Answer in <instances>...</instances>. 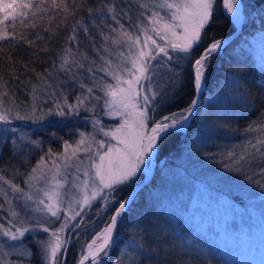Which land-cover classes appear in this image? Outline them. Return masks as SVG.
Masks as SVG:
<instances>
[{
    "label": "snow or ice",
    "instance_id": "snow-or-ice-1",
    "mask_svg": "<svg viewBox=\"0 0 264 264\" xmlns=\"http://www.w3.org/2000/svg\"><path fill=\"white\" fill-rule=\"evenodd\" d=\"M221 15L233 35L257 21L264 32V0H0V264H187L191 241L136 213L142 200L164 206L181 136L230 189L264 193V109L256 121L237 114L264 99V71L257 95L246 43L226 46L214 31ZM221 59L231 62L222 100L206 95ZM238 119L240 143L194 151Z\"/></svg>",
    "mask_w": 264,
    "mask_h": 264
},
{
    "label": "trees",
    "instance_id": "trees-1",
    "mask_svg": "<svg viewBox=\"0 0 264 264\" xmlns=\"http://www.w3.org/2000/svg\"><path fill=\"white\" fill-rule=\"evenodd\" d=\"M94 2L98 4L99 0H94ZM17 29L18 31L21 30L22 26L17 24ZM214 31L218 37H224L231 33L227 27V21L223 15H221L219 20L217 21V25L214 28ZM64 35H66V33L62 34V37L60 38L61 42H63ZM237 37H240V42L246 43L241 45V48H244L246 51V55L242 56L241 58H248V62L252 71L247 74V80L249 81L250 87L252 88L253 92L259 95V89L256 87L255 81L259 77L260 72L264 71V56L261 57V61L260 58H256L253 55V46L256 45L259 49L261 46H263L262 44L264 41V32H261L259 21H257L255 28L249 26L244 31L243 36L239 34ZM237 37L232 39V41L226 44V46L232 44L233 41H237ZM253 37H255L254 40ZM45 46L47 45L44 43L40 44V47ZM239 46L240 43L238 42L235 47ZM7 50L8 47L5 46V51ZM13 55L16 56L17 60H20L21 58H23L24 60L28 59V53L25 50H18L14 52ZM230 66L231 62L224 59L218 60L216 62V65L209 77L206 95L216 93V95L219 96L221 100L223 99V97L220 96L219 90L221 88H224V78L229 76ZM5 71L7 70L5 69ZM224 91H227V88H224ZM189 98L190 97H185L182 101H180V103H186ZM17 102H25V93L23 90L17 93ZM236 103L244 105L246 101L242 96L239 100L236 101ZM262 109H264V99L257 98L255 99V102L250 107H248L247 112L237 110V114L249 117L253 121H256L261 118ZM249 114L251 115L249 116ZM199 118V115H197L196 117H194V120H198ZM246 123L247 121L245 119L233 120L232 127L234 129H238V131L226 136H221L219 139L214 138L211 141L205 140L203 142H198L199 147L194 149V151L210 150L213 152H217L218 150L222 151L227 147H231L234 144L240 143L242 140V131ZM54 130L59 131L57 127L54 128ZM188 135L192 136V132L189 131ZM184 139V136H181L178 141H174L171 145H169V150L172 153V157L169 159L168 163L173 166L172 171L178 172L180 176L178 178L177 183L175 185H169L167 192L164 194L166 197L164 199V206L154 205L152 203L145 204L142 200L140 205L136 208V213H143L149 217L155 215L157 217H161L162 220L171 221L176 230L180 232L185 244L188 241H191V246L184 248V251L190 253L191 257H185L187 264H200L201 260H203L205 264H207L208 261H210L211 264H234L230 262H225V260L222 261L221 258L216 257L213 252L209 251L208 249L206 251L207 246L205 244H202L205 247V251H203L201 249V245L196 244L197 240L195 241L193 236L187 234L189 230H187L186 228L191 227V225H189V222H191V218L190 215L186 212V210L191 209V199L195 202V205L205 200L199 192L208 191L210 194L213 195L222 194L227 199L231 200L235 194L216 189L214 185L208 183V179L212 178L216 180L215 184H227V182H224L219 178V176L225 175V173L222 171L221 167L217 163L206 161L201 156L193 155L192 157H190L189 153L186 151V148L188 146L184 143ZM217 159H219V157H217ZM161 166L163 165H154V167ZM192 173H198L200 176H195L194 174L192 175ZM256 179H260V177H256ZM250 187L251 191H253L254 194H249L247 195V197H251L252 200L259 199L260 201H264V193H262L259 188H256L254 186ZM186 219H188V227L185 228L184 226L186 225L184 224V222L187 221ZM128 235L129 228L126 224L121 230V241L127 239ZM169 235L172 236L171 231L169 232ZM176 243L179 244L180 241L177 240ZM69 264H72L71 257H69ZM177 264H179L178 256Z\"/></svg>",
    "mask_w": 264,
    "mask_h": 264
},
{
    "label": "rangeland",
    "instance_id": "rangeland-1",
    "mask_svg": "<svg viewBox=\"0 0 264 264\" xmlns=\"http://www.w3.org/2000/svg\"><path fill=\"white\" fill-rule=\"evenodd\" d=\"M262 45L259 49L256 45L253 46L254 57L261 59L264 56V41ZM104 122L114 123L107 118ZM77 126L83 128L85 125L80 122ZM57 128L60 131V128ZM52 146L59 147L58 144ZM193 174L200 176L198 173ZM215 181L212 178L208 179V183L214 185L216 189L228 193L231 190V193L240 195L247 206L237 204L222 194L199 192L205 200L195 205L191 199V209L186 210L191 218L189 222L191 227L187 225L189 218L187 221L184 220L186 221L184 227H188L186 229L189 230L187 234L197 240L196 244H200L203 251L205 247L202 244H205L206 251L207 249L212 251L222 261L234 264H264V201L252 200L251 197H247L249 192L241 191L238 187L230 189L228 184H215Z\"/></svg>",
    "mask_w": 264,
    "mask_h": 264
},
{
    "label": "water",
    "instance_id": "water-1",
    "mask_svg": "<svg viewBox=\"0 0 264 264\" xmlns=\"http://www.w3.org/2000/svg\"><path fill=\"white\" fill-rule=\"evenodd\" d=\"M240 34V30L237 29L235 35H233L232 33H229L228 35L224 36V37H227V40H226V44H228L230 41H232V39H234L235 37H237L238 35ZM151 171L149 170L148 172V175L151 176ZM147 182V181H146Z\"/></svg>",
    "mask_w": 264,
    "mask_h": 264
}]
</instances>
